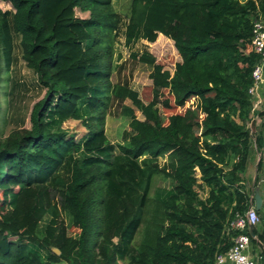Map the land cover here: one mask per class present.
I'll use <instances>...</instances> for the list:
<instances>
[{
  "label": "trees",
  "instance_id": "trees-1",
  "mask_svg": "<svg viewBox=\"0 0 264 264\" xmlns=\"http://www.w3.org/2000/svg\"><path fill=\"white\" fill-rule=\"evenodd\" d=\"M114 1L0 0V264H215L239 234L231 221L255 205L245 175L260 56L248 48L264 0H131L127 23ZM123 24L131 57L172 99L146 104L111 81ZM169 39L173 74L136 48ZM17 53L44 94L31 127L3 137ZM159 102L183 110L165 122ZM114 103L131 129L118 146L105 130Z\"/></svg>",
  "mask_w": 264,
  "mask_h": 264
},
{
  "label": "rangeland",
  "instance_id": "rangeland-1",
  "mask_svg": "<svg viewBox=\"0 0 264 264\" xmlns=\"http://www.w3.org/2000/svg\"><path fill=\"white\" fill-rule=\"evenodd\" d=\"M130 3L131 0L114 1L115 10L121 14L124 23L128 22L127 17L130 11ZM1 6L4 10L12 8L9 3L5 2L1 3ZM78 15L87 17V14H82L80 12H78ZM124 32L125 26L123 24L113 46L111 81L114 84L127 82L134 90L138 91L140 98L146 104H149L155 99H158V101L172 99L168 91L160 90L157 92L155 90L153 80L151 78L153 72L152 68L148 65L135 61L131 57L132 51L125 44ZM157 41L155 43L142 41L137 44L136 48L143 49L144 47H148V50L155 56L156 63L161 65L165 71H169L173 74L176 65L182 61L174 46V42L172 40H165L164 43H157ZM248 49L251 50L250 47ZM17 54L19 56V61L11 72V80L8 86L9 94L6 97V101L9 102V105L7 106L6 123L3 124L1 128L3 130V137L8 136L15 128H22L25 126V128L29 129L31 127V106L38 102L44 94L38 85L36 75L26 67L24 61L20 57V54ZM4 90L5 89L3 87L2 92ZM2 96L5 97L4 94ZM0 102L3 107V101ZM123 105L130 106L131 103L126 101ZM123 105L117 103L111 105L109 114L105 120V130L108 138L110 142L116 146L124 143V132L131 130L130 119L122 114ZM158 108L160 114L165 119V122H167L169 116L183 110L177 108L167 110L160 102L158 104ZM1 111L2 108H0V112ZM136 115L140 120L144 119L141 113L136 112ZM23 121H25V123H23ZM63 127L70 134L74 135L76 139H79L85 131V128L81 125V123L77 121L67 122ZM166 161V159H160V164L164 165ZM156 186L160 188H171L172 182L170 180L160 178L157 180ZM75 234L76 232L71 231V235Z\"/></svg>",
  "mask_w": 264,
  "mask_h": 264
},
{
  "label": "crops",
  "instance_id": "crops-1",
  "mask_svg": "<svg viewBox=\"0 0 264 264\" xmlns=\"http://www.w3.org/2000/svg\"><path fill=\"white\" fill-rule=\"evenodd\" d=\"M252 103L253 111L247 126L253 133L254 140L258 139L259 147L254 146L252 160L245 176L247 189L252 193L251 198H254L255 189L259 188L263 205L259 211L256 209L261 221L250 231L253 241L248 252L256 264H264V72L263 82L252 97Z\"/></svg>",
  "mask_w": 264,
  "mask_h": 264
},
{
  "label": "built area",
  "instance_id": "built-area-1",
  "mask_svg": "<svg viewBox=\"0 0 264 264\" xmlns=\"http://www.w3.org/2000/svg\"><path fill=\"white\" fill-rule=\"evenodd\" d=\"M251 50L260 56V60L253 71L254 84L250 89L251 96H255L260 83L263 82L264 72V18H260L254 23L253 39ZM261 219L255 208L251 206L244 214H237L230 223V229L239 231L234 239L232 248L223 255H218L215 264H256L249 255V248L252 245L253 237L248 234Z\"/></svg>",
  "mask_w": 264,
  "mask_h": 264
},
{
  "label": "water",
  "instance_id": "water-1",
  "mask_svg": "<svg viewBox=\"0 0 264 264\" xmlns=\"http://www.w3.org/2000/svg\"><path fill=\"white\" fill-rule=\"evenodd\" d=\"M254 199H255L256 209L259 211L261 209L262 205H263V199H262V196L260 194L259 188H256L255 191H254Z\"/></svg>",
  "mask_w": 264,
  "mask_h": 264
}]
</instances>
